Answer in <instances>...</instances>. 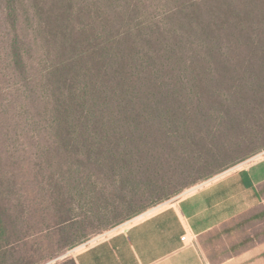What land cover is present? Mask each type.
I'll return each instance as SVG.
<instances>
[{
  "label": "trees",
  "instance_id": "trees-1",
  "mask_svg": "<svg viewBox=\"0 0 264 264\" xmlns=\"http://www.w3.org/2000/svg\"><path fill=\"white\" fill-rule=\"evenodd\" d=\"M55 2L50 13L58 42L53 73L59 144L46 148L45 156L58 158L60 167L74 162L78 196L85 194L81 172L95 184L121 177L136 185L138 173L147 181L167 168L188 174L156 200H124L111 227L264 150V141L241 147L242 137L223 146L242 129L240 115L248 116L251 102L264 100L263 14L233 13L235 4L227 0H192L187 11L178 7L146 30L136 25L114 31L109 25L107 38L99 41L81 23L74 0ZM13 57L20 58L16 46ZM201 150L196 167L190 161ZM9 218L0 196V264L37 262L17 254Z\"/></svg>",
  "mask_w": 264,
  "mask_h": 264
},
{
  "label": "rangeland",
  "instance_id": "rangeland-1",
  "mask_svg": "<svg viewBox=\"0 0 264 264\" xmlns=\"http://www.w3.org/2000/svg\"><path fill=\"white\" fill-rule=\"evenodd\" d=\"M190 1L115 0L116 6L112 7L107 6L105 0H74V3L82 11L81 23L94 30L97 40L104 41L109 25L114 31L136 25L146 30L156 21H167L168 15L175 13L178 7V11L186 10ZM54 2L0 0V196L10 222L16 228L10 241L17 243V254L37 261L33 264H71L75 247L97 240L147 210L173 202L231 171L181 189L113 227L110 224L124 200H156L184 181L187 172L180 176L178 170L167 168L152 176L150 181L145 180L149 179L146 175L138 173L141 182L137 185L132 179L121 177L95 184L87 173L81 172L79 176L85 194L78 196L72 187L74 162L69 159L66 167H60L58 158L45 156L46 148L53 151L59 144L56 137L60 123L55 117L59 92L57 76L53 73L58 61V42L57 36L52 34L55 24L51 15L54 13H50ZM227 2L229 6L235 4L230 6L235 9H232L233 13L242 14L247 9L253 14L264 15V0ZM260 4L262 6L258 7ZM116 14H124L125 19L113 20ZM14 46L18 47V60L13 57ZM255 101L251 102L253 108L247 111L248 116L240 115L242 129L223 146L230 147L241 137V147L264 141V100ZM201 152L195 155L197 160L190 161L194 166L203 158L204 151ZM251 159L263 161L257 169L264 172V150L243 160L240 165ZM96 187L98 192L94 190Z\"/></svg>",
  "mask_w": 264,
  "mask_h": 264
},
{
  "label": "crops",
  "instance_id": "crops-1",
  "mask_svg": "<svg viewBox=\"0 0 264 264\" xmlns=\"http://www.w3.org/2000/svg\"><path fill=\"white\" fill-rule=\"evenodd\" d=\"M261 162L239 163L211 183L75 247V264H264Z\"/></svg>",
  "mask_w": 264,
  "mask_h": 264
}]
</instances>
